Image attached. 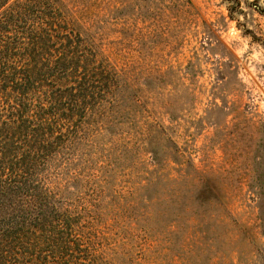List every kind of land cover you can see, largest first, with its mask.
<instances>
[{"label": "rangeland", "instance_id": "rangeland-1", "mask_svg": "<svg viewBox=\"0 0 264 264\" xmlns=\"http://www.w3.org/2000/svg\"><path fill=\"white\" fill-rule=\"evenodd\" d=\"M46 8L74 33L70 132L34 177L53 221L99 264H264V0Z\"/></svg>", "mask_w": 264, "mask_h": 264}, {"label": "trees", "instance_id": "trees-1", "mask_svg": "<svg viewBox=\"0 0 264 264\" xmlns=\"http://www.w3.org/2000/svg\"><path fill=\"white\" fill-rule=\"evenodd\" d=\"M41 1L46 13L55 2ZM9 2L0 0V264H99L88 246L53 221L56 210L34 178L70 132L71 108L67 133L62 130L58 79L62 64L72 62L74 33L61 32L49 14L43 26L35 22L43 13L40 0ZM38 76L45 85L32 104L27 97Z\"/></svg>", "mask_w": 264, "mask_h": 264}]
</instances>
